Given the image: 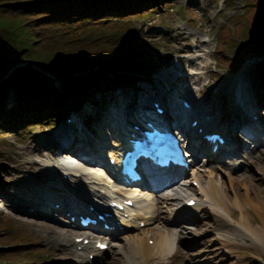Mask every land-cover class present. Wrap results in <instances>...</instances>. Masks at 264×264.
<instances>
[{
    "label": "rangeland",
    "instance_id": "374dc122",
    "mask_svg": "<svg viewBox=\"0 0 264 264\" xmlns=\"http://www.w3.org/2000/svg\"><path fill=\"white\" fill-rule=\"evenodd\" d=\"M46 1L52 2L56 0H0V45L5 47V49L0 48V84L5 88L8 87L7 93L13 99L15 98L11 92L12 89L9 87L12 84L7 81L21 82L24 77L28 78L27 75H31L30 69H33L38 77L43 78L47 71H50L54 65H57L55 62H58L59 59L66 55L64 52L68 50L61 47L58 44V40H51L47 43L41 39L40 32L43 29H41L42 25L39 26L37 16H39L42 10L33 11V8ZM222 3H225V8L220 10L218 6H221ZM251 3V0H170L169 5L167 4L165 7L155 9L150 19L146 17L143 19L139 17L124 19H132L135 32L133 35L146 44H148L150 34L149 46L153 45L152 48L150 46L151 55L153 57L156 55L160 56V65H165V70L169 64V60L165 57L167 51H172L174 57L182 56L185 58L187 57L185 54L186 46L202 45V49L196 56H188V59L192 61L191 66L195 68V73L191 76L201 80L208 76L213 78L219 74L215 71L216 66H214L215 62L219 63L217 57H221L219 56L220 51H216V35L224 27H229V30L232 32L236 23L246 25L247 27L248 22L252 21L255 25L256 18H252ZM110 22L109 19L95 24L91 22L92 24L75 26L73 30L81 31L83 29L96 28L102 31L111 24ZM178 29L179 31H177ZM45 33L50 34L51 32L47 30ZM171 38L176 40L177 48L171 45ZM48 39L50 40L51 37H48ZM237 39L236 42L238 43L244 41V38ZM91 44H99L98 46L101 48H106L105 46H107V42L100 39L91 42ZM205 44H208V46ZM155 51L157 52L155 53ZM231 57L232 54L226 55V59H231ZM241 59L251 60V69H253L252 67L256 63H262L261 69L259 72L256 70L252 78L255 81V78H258L260 73L264 77V49L256 53L244 52L240 56ZM38 63L39 65L36 66L35 64ZM28 66L31 68L27 69ZM5 70L8 72L6 73ZM158 70L160 69L158 68ZM209 79L206 78L203 82H207ZM55 80L60 82L59 79ZM183 81L184 78H182L181 82ZM2 85H0L1 88ZM122 91L117 90L116 93L118 94ZM222 93L221 90V95L215 94V90L212 88L211 91L208 89L201 90V96L205 99V103H208L209 106L215 103L214 109L217 113L220 112V117L226 116ZM256 97L264 100V92L257 94ZM6 98V108L0 116L1 121L2 118L5 120L7 117L8 111L6 109L14 108L12 106L16 105L15 100L7 101ZM11 101L13 103L8 104ZM51 119L52 117L48 121H43V124L46 125L38 126L35 124L31 125L36 122H25L24 127L18 130H14L8 123L0 122V192L3 194L0 196V264H35L49 252L48 256L53 255L55 259V262L49 264H75L73 261L76 258L74 254L69 250L68 246L62 244L61 240L57 239L59 237L58 232L65 229L47 221L38 220L36 217L41 216V214H26L19 212L18 206H12L17 194V192L13 191V187L16 181L19 178L21 179V173L32 168H40L37 162L41 159H57L49 151L55 149L52 146L56 145V143L52 139H48L47 134H42L43 131L51 130L50 126H47L51 123ZM97 129L98 124L95 123L92 130L95 131ZM50 142L53 143L49 144ZM35 143H46L48 150L45 148H35ZM74 160L77 161V159ZM251 161L240 172H232L230 174L234 178L242 173L249 175L250 179L247 181L242 180V183H248L256 190H261L264 188V143L258 146L254 150V153L251 154ZM221 163L227 164L228 162ZM221 163L217 162V160L208 161L207 166L213 167V164H217L218 166ZM193 166L195 168L197 164L194 163ZM226 167L229 169V165L223 164L218 170L224 174ZM92 171H95V168ZM3 172H5V175ZM36 174L37 171L34 172L32 177L37 176ZM199 174L203 177L202 173ZM224 175L226 179V173ZM180 183L182 187L179 189V192L183 195L177 198V202L185 201L187 198L185 196H188V194H190L189 196H194V193L191 191L192 185L188 184L187 176L182 177L179 180ZM175 188L173 189L174 193ZM185 190L187 191L185 192ZM169 192L171 193V190L168 188L161 196ZM176 195L178 196V193ZM207 210L208 213H204L202 216V222L183 221L179 224V226L185 228L183 233L180 234L179 242L184 244L182 248L190 256L189 264H263L264 254L263 258L260 259L255 250L259 252L264 251H261L257 246L255 247L249 238L242 237L234 230L237 219H227L229 224L219 227L215 216L210 212L209 208ZM236 213L239 218L240 214L237 211ZM247 215L253 222H259L252 213H248ZM248 216L247 219L249 221ZM161 220L164 221V219L159 218L158 222L160 223ZM179 226L174 229H178ZM149 228L152 229L150 232L155 236L158 230L157 224L153 228ZM15 232L23 233L24 236L16 239ZM74 232L75 234H87V230L85 229ZM193 235L198 236L200 248L189 245V238ZM201 235L202 237H199ZM122 237L124 236L117 239V244L124 241ZM225 242L229 245L226 244L224 246ZM229 247L232 249L231 251H228ZM118 251L116 253L112 251L110 261L105 264L126 263V259L123 255L118 254Z\"/></svg>",
    "mask_w": 264,
    "mask_h": 264
},
{
    "label": "bare ground",
    "instance_id": "6f19581e",
    "mask_svg": "<svg viewBox=\"0 0 264 264\" xmlns=\"http://www.w3.org/2000/svg\"><path fill=\"white\" fill-rule=\"evenodd\" d=\"M244 30L245 27L243 24L236 23L232 32L229 30V27H225L223 30L220 31L218 35H216V48L220 51L219 56H221L217 58L219 60V63L215 62L214 65L216 66L215 71L219 73L218 75H216V77L212 78L208 76L206 78L210 79L207 82H203L206 78H202L201 80H199L198 78L191 76L193 75V73H195V68L191 66L192 61L188 59V56H196L201 50V45L186 46L185 54L187 57H182L181 59H176L169 62L166 70L165 68H162L155 76V86L149 87V85H147L146 83L139 82L137 86L127 87L122 92L116 94L112 101L108 103L107 112H111L113 109L117 108L119 101L123 99L131 90L139 91L138 96L148 98L152 96V91L154 89L156 90L157 86L168 87L167 95H171L172 92H174L176 88H178V93H180L181 96L188 97L193 102V108H195V110H199L201 114H203V116H207L209 118L208 120L214 124L220 122L221 127L217 126L216 128H221V130H224L223 135L225 136V138H227L224 149L222 150V154L224 152H227L230 153V156H232L233 154L235 155L241 152V150L245 147L244 143L239 142L236 138V126L238 128L246 129L251 143L255 142V145L259 144L262 140L261 137L264 136V100L261 102V100L258 99L256 96L257 94L264 92V81L262 73L259 74L258 78H255V81L252 78V75L256 70H258L259 72L262 67V63H256L252 67L253 69H251V60L246 59L243 66H241L242 68H240L239 71L235 72L234 74L230 73L231 69L235 68L236 65L240 62L241 55L239 53H233V43L242 34ZM177 31H179V29ZM170 41L173 47H178L175 39L171 38ZM231 54V59H226V55ZM156 57L158 58L159 55H156ZM178 73H180V75H178ZM182 78H184L183 82H181ZM222 83L225 84L223 85ZM211 88L215 90V94L221 95L222 90V94L230 95L231 107H225L226 119H220V112L217 113L214 109L215 103L211 104V106H208L207 109H205L203 108V101L199 100L202 98L201 90L208 89L209 91H211ZM6 97H8L9 100H12V97L9 96L8 93L6 94ZM11 103H13V101L8 104ZM72 108L74 109V107ZM249 112H253L256 118L253 120L246 118V116L248 117ZM107 116V113L102 115V123L105 121ZM0 122L3 123L1 120ZM109 122L113 124V137H120V132L124 123V117H115ZM106 126V123L101 124V129L99 127L98 131H94L92 129H85L83 127H80V125L76 123H73L72 125H66L65 129H68V134L66 132V137L68 139L66 146L61 143L62 138H57V133L58 131H60L57 128L56 131H54L55 133L53 134V136L57 135L56 138H53V141L56 143V145L52 147L59 149H61L62 147L64 148V153L69 152L73 154L77 153L79 155L85 154L91 156L90 152H88L86 148L90 146L88 149L91 151V149L97 147L95 143L101 141V139L103 142L105 141V136H107V134L105 131L102 132V128ZM196 127H202L200 121L197 123ZM202 131H205L203 127ZM186 133L190 137L196 136L198 138L196 134H192L193 132L189 127L187 128ZM96 135H99L100 138L98 137L96 141H94ZM185 136L186 135H184V137ZM49 138L50 133L48 134V139ZM52 143L53 142H50L49 144ZM112 144L116 145L114 139H112ZM186 144H188L187 141ZM47 146L48 145L46 143L34 144L35 148H45L48 150ZM97 149L98 148H96L95 150ZM203 150L204 148L200 147V151ZM110 151L111 153L109 156L111 157L114 155V150ZM189 154L192 158L189 166H191V164L193 163H196L199 166V169L197 167L193 168L194 172H192L194 175L192 179L196 180L198 184L197 187L191 188V191L194 192L193 199L195 200V205L193 208L196 211L202 213H208L207 208H209L210 212L215 216V220L218 223L219 227H224L228 225L229 222L227 219L237 218V211L240 214V217L237 218L236 232L242 237L251 239L255 247L257 246L261 251H264V188L261 190H256L248 183H242V180L247 181L250 179L249 175L244 173L238 176L240 178H234L230 173L224 171V174L226 173L225 179V175L222 174L218 169L213 170L212 168H207L206 160H204L202 163H199L197 160L198 156L196 154H193L191 152H189ZM247 161L252 162L251 155L248 157ZM39 164H41L42 166L45 165L44 169H47V163L45 161H40ZM212 172L215 173V175ZM3 173L5 175V172ZM64 173H66V176L68 178H71L72 175L77 174H79L80 176L85 175L88 182H90L91 187L95 189L96 195L99 193L101 179L97 173H91L86 170L81 172L77 168L72 169L68 166H66V168L64 169ZM199 173L203 174V181H201V179L199 178V176H201ZM162 177V173H157L155 175L149 176V178L155 179L156 181H160ZM23 180L24 179L19 178V180L16 181L13 187V191L17 192V194L29 196L31 195V190L27 189L25 186H22ZM173 181V179L170 180L169 185H172L173 188L176 187V190H174L175 194L171 196L172 198H178L183 195L179 192V189L182 187V184H179V181L174 183ZM59 185L60 183L58 184V187ZM57 190L60 192L61 188H58ZM70 191H72V189H70ZM186 191L187 190H185V192ZM37 192L39 195L47 194L51 196L54 194V192H46L43 188H38ZM177 193L178 196H176ZM115 194L116 197L120 199L119 202L123 204L122 213L136 212L137 204L139 201L135 196L132 195L131 192L121 189H115ZM2 195L3 194H1L0 192V196ZM189 195L190 194H188V196ZM19 198L21 199L22 197L19 196ZM172 198H169V196H165L154 201L149 199L148 197H145L143 201L145 205H147L152 210V212L155 213L162 205H166L168 207L173 205L174 203L171 201ZM127 199H131L133 201V206L129 207L127 204L124 203V201ZM31 203L35 204V201L32 200ZM63 205L64 204H59V207L53 208L52 211L55 213H60L64 211ZM43 209L45 211H48L50 207H46L45 205H43ZM248 213H252L254 217L259 220V222H253L247 215ZM246 215L248 216L249 221ZM250 222L253 224H251ZM123 223L124 220L121 221V224ZM160 223H162V221ZM157 229L159 230V232H157V234L155 235L157 239L154 240L153 245H149L148 241L152 239V237H147L146 232H141L138 235L126 238L127 241L119 242L116 245L114 250L116 252L119 250L118 254L123 255V257L126 259V263L124 264H136L137 260L134 259V255L138 256L141 259H145L147 257H156L158 261H162L165 256H168L174 251L173 243L177 241L174 240V242H170L166 239V235L160 234L161 231H166L167 226H159L157 227ZM178 230L179 229L174 231L177 232ZM180 230H182L181 226ZM174 231L171 232L175 234ZM61 233L62 241L67 244L68 247L78 257L77 264H89L87 255H85V253H92L93 255L99 254V251L93 245L83 244L81 241L75 240L73 237H70V234L67 233V231H61ZM255 252L258 254L260 259L263 258L264 252H259L256 250ZM47 256L48 255H46L44 259H47ZM49 263L50 262H47L45 264Z\"/></svg>",
    "mask_w": 264,
    "mask_h": 264
},
{
    "label": "trees",
    "instance_id": "16d2710c",
    "mask_svg": "<svg viewBox=\"0 0 264 264\" xmlns=\"http://www.w3.org/2000/svg\"><path fill=\"white\" fill-rule=\"evenodd\" d=\"M251 1L252 18H256V23L254 25L249 21L242 32L245 34L241 35L246 36V49L254 52L264 48V0ZM167 4H170V0H56L34 7L33 11L42 10L37 16L39 26L42 25L43 29L40 32L41 39L47 43L58 40V44L68 50L43 78L38 77L28 66L27 69L31 70L28 78L24 77L19 83L7 81L12 84L9 87L16 105L12 106L14 109L6 110L15 127H24L25 122L43 123L50 117H63L72 106L79 107L82 100H92V95L97 90H107L119 85L125 87L127 79L131 83H134L133 78L136 81L134 75L124 74L123 71L143 70L147 73L154 60L147 52L146 44L133 35L132 19L124 18H142L144 14L151 16L155 9ZM107 19L111 24L102 31L96 28L73 30L75 26L95 24ZM47 30L51 33L46 34ZM97 39L107 42L106 48L91 44ZM5 45L7 46L6 43ZM0 48L5 49L1 45ZM35 65L38 66L39 63ZM53 76L60 79V91L54 87ZM7 89L3 85L0 87V116L6 108ZM14 234L16 239L24 236L23 233Z\"/></svg>",
    "mask_w": 264,
    "mask_h": 264
}]
</instances>
